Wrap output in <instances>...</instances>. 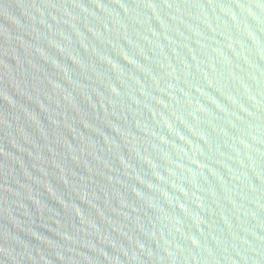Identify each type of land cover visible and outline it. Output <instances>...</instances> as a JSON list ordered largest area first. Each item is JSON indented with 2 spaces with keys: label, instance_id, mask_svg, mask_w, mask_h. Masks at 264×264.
<instances>
[{
  "label": "water",
  "instance_id": "water-1",
  "mask_svg": "<svg viewBox=\"0 0 264 264\" xmlns=\"http://www.w3.org/2000/svg\"><path fill=\"white\" fill-rule=\"evenodd\" d=\"M0 264H264V0H0Z\"/></svg>",
  "mask_w": 264,
  "mask_h": 264
}]
</instances>
